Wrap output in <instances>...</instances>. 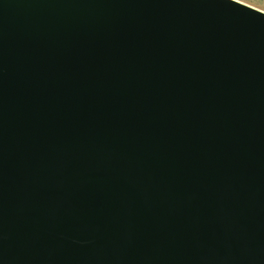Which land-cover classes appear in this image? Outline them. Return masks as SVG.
<instances>
[{
  "label": "water",
  "instance_id": "95a60500",
  "mask_svg": "<svg viewBox=\"0 0 264 264\" xmlns=\"http://www.w3.org/2000/svg\"><path fill=\"white\" fill-rule=\"evenodd\" d=\"M0 264H264V10L0 0Z\"/></svg>",
  "mask_w": 264,
  "mask_h": 264
},
{
  "label": "rangeland",
  "instance_id": "374dc122",
  "mask_svg": "<svg viewBox=\"0 0 264 264\" xmlns=\"http://www.w3.org/2000/svg\"><path fill=\"white\" fill-rule=\"evenodd\" d=\"M240 1V0H239ZM251 6L264 10V0H241Z\"/></svg>",
  "mask_w": 264,
  "mask_h": 264
}]
</instances>
